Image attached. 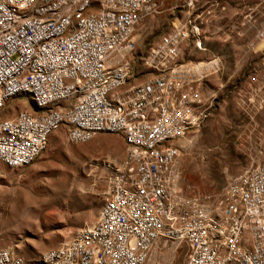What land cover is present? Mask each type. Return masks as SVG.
<instances>
[{"label": "built area", "instance_id": "obj_1", "mask_svg": "<svg viewBox=\"0 0 264 264\" xmlns=\"http://www.w3.org/2000/svg\"><path fill=\"white\" fill-rule=\"evenodd\" d=\"M156 9V0H0V112L14 98L31 104L0 114V162L31 163L60 126L70 142L111 131L125 143L94 220L38 262L0 247V264H144L160 237L185 243L183 264H264V157L212 203L179 208L171 197L179 140L207 115L203 82L222 65L215 55L180 60L185 39L201 41L196 23L177 22L130 82L133 31ZM259 38L264 52V27Z\"/></svg>", "mask_w": 264, "mask_h": 264}, {"label": "rangeland", "instance_id": "obj_2", "mask_svg": "<svg viewBox=\"0 0 264 264\" xmlns=\"http://www.w3.org/2000/svg\"><path fill=\"white\" fill-rule=\"evenodd\" d=\"M155 12L133 31L136 45L130 58L135 75L148 69L140 62L150 44L174 23L198 25L200 45L192 37L181 45L180 60L213 55L220 71L203 82L213 94L203 121L179 140V176L171 197L179 208L212 203L229 178L264 157V0H156ZM263 99L261 104L260 100ZM31 104L14 98L0 114ZM124 138L100 131L70 142L64 126L55 129L41 153L29 164L0 162V247L38 262L48 248L71 237L97 216L105 199L107 179L122 164ZM187 246L158 238L144 264H183Z\"/></svg>", "mask_w": 264, "mask_h": 264}, {"label": "bare ground", "instance_id": "obj_3", "mask_svg": "<svg viewBox=\"0 0 264 264\" xmlns=\"http://www.w3.org/2000/svg\"><path fill=\"white\" fill-rule=\"evenodd\" d=\"M175 184V183H174Z\"/></svg>", "mask_w": 264, "mask_h": 264}]
</instances>
